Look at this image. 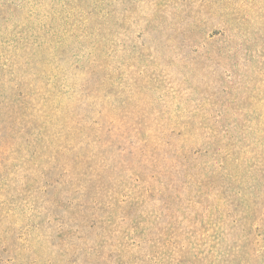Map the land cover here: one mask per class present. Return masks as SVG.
<instances>
[{"label":"rangeland","instance_id":"1","mask_svg":"<svg viewBox=\"0 0 264 264\" xmlns=\"http://www.w3.org/2000/svg\"><path fill=\"white\" fill-rule=\"evenodd\" d=\"M0 264H264V0H0Z\"/></svg>","mask_w":264,"mask_h":264}]
</instances>
